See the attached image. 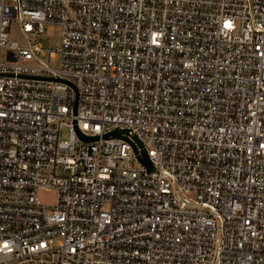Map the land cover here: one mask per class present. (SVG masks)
<instances>
[{
  "label": "built area",
  "instance_id": "2783aa9c",
  "mask_svg": "<svg viewBox=\"0 0 264 264\" xmlns=\"http://www.w3.org/2000/svg\"><path fill=\"white\" fill-rule=\"evenodd\" d=\"M0 264H264V0H0Z\"/></svg>",
  "mask_w": 264,
  "mask_h": 264
},
{
  "label": "rangeland",
  "instance_id": "374dc122",
  "mask_svg": "<svg viewBox=\"0 0 264 264\" xmlns=\"http://www.w3.org/2000/svg\"><path fill=\"white\" fill-rule=\"evenodd\" d=\"M59 33H60V29L58 27H53V28H48L47 29V33L45 34V38L43 39L44 44H50V43H58L59 42ZM63 138L66 139L68 138V130L65 129L63 131ZM41 199H43L46 202H54L56 199V193L55 192H51V193H43L40 195Z\"/></svg>",
  "mask_w": 264,
  "mask_h": 264
},
{
  "label": "water",
  "instance_id": "95a60500",
  "mask_svg": "<svg viewBox=\"0 0 264 264\" xmlns=\"http://www.w3.org/2000/svg\"><path fill=\"white\" fill-rule=\"evenodd\" d=\"M121 133H122L121 130H115V131H113V132L110 133V134H106V135H104V138H108V137L111 136V135L117 137V136H120ZM79 135L81 136V138H83L84 140H87V141H94V140H98V139H99L98 136L89 137V136H86V135L82 134L81 132H79ZM138 157H139L140 161H141L143 164H145L149 169L152 168L151 161H150V159H149L147 153H146L144 150H143L142 154H139V155H138Z\"/></svg>",
  "mask_w": 264,
  "mask_h": 264
}]
</instances>
